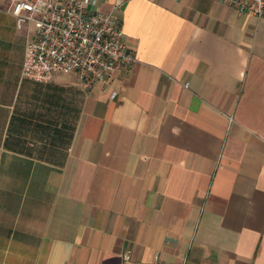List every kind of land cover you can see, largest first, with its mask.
Listing matches in <instances>:
<instances>
[{
  "label": "crops",
  "instance_id": "obj_1",
  "mask_svg": "<svg viewBox=\"0 0 264 264\" xmlns=\"http://www.w3.org/2000/svg\"><path fill=\"white\" fill-rule=\"evenodd\" d=\"M97 1L139 62L87 88L23 77L0 0V264H264V17Z\"/></svg>",
  "mask_w": 264,
  "mask_h": 264
},
{
  "label": "built area",
  "instance_id": "obj_2",
  "mask_svg": "<svg viewBox=\"0 0 264 264\" xmlns=\"http://www.w3.org/2000/svg\"><path fill=\"white\" fill-rule=\"evenodd\" d=\"M216 1L264 17V0ZM97 4V0H13L11 13L18 25L36 29L27 41L23 77L50 83L70 73L92 88L99 81L110 83L117 71L131 74L139 59L127 44L122 20L115 10L103 12ZM124 259H132L131 251L124 253ZM136 264L165 263L156 255L151 262Z\"/></svg>",
  "mask_w": 264,
  "mask_h": 264
}]
</instances>
